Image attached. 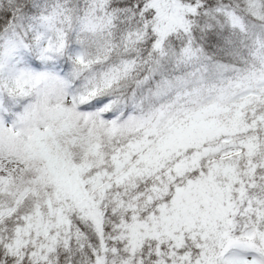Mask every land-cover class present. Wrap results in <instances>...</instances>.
<instances>
[{
    "label": "snow or ice",
    "instance_id": "snow-or-ice-1",
    "mask_svg": "<svg viewBox=\"0 0 264 264\" xmlns=\"http://www.w3.org/2000/svg\"><path fill=\"white\" fill-rule=\"evenodd\" d=\"M5 62L0 264H264V0H0Z\"/></svg>",
    "mask_w": 264,
    "mask_h": 264
},
{
    "label": "clouds",
    "instance_id": "clouds-1",
    "mask_svg": "<svg viewBox=\"0 0 264 264\" xmlns=\"http://www.w3.org/2000/svg\"><path fill=\"white\" fill-rule=\"evenodd\" d=\"M27 68H30V65L22 56H18L15 62L12 64V69L18 71H24ZM12 69H10L8 67L7 62H5L4 67L0 68V78H3V80L6 82L8 79L9 72ZM22 99H27V98L23 97Z\"/></svg>",
    "mask_w": 264,
    "mask_h": 264
}]
</instances>
